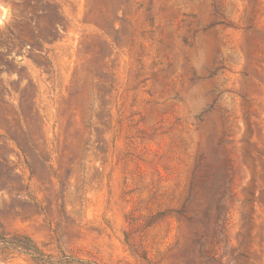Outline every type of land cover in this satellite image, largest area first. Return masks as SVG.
I'll list each match as a JSON object with an SVG mask.
<instances>
[{"label": "rangeland", "instance_id": "374dc122", "mask_svg": "<svg viewBox=\"0 0 264 264\" xmlns=\"http://www.w3.org/2000/svg\"><path fill=\"white\" fill-rule=\"evenodd\" d=\"M21 242L264 264V0H0V264Z\"/></svg>", "mask_w": 264, "mask_h": 264}, {"label": "trees", "instance_id": "16d2710c", "mask_svg": "<svg viewBox=\"0 0 264 264\" xmlns=\"http://www.w3.org/2000/svg\"><path fill=\"white\" fill-rule=\"evenodd\" d=\"M7 244V243H6ZM29 244H25L21 242L20 246H13L16 248H13L17 251H20L22 253L28 254L33 258V260L39 264H49V256H46L43 252H41L39 249H37L35 246H28ZM18 247V248H17ZM146 260V258L144 257ZM57 264H73L72 258L69 259V257L65 256L62 260H58Z\"/></svg>", "mask_w": 264, "mask_h": 264}]
</instances>
